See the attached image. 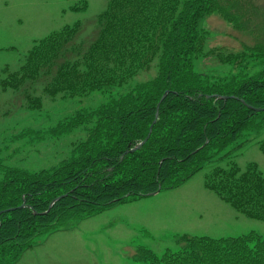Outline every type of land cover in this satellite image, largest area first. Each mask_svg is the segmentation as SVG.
Instances as JSON below:
<instances>
[{
    "label": "trees",
    "instance_id": "1",
    "mask_svg": "<svg viewBox=\"0 0 264 264\" xmlns=\"http://www.w3.org/2000/svg\"><path fill=\"white\" fill-rule=\"evenodd\" d=\"M220 1L109 0L97 16L93 36L84 37L85 25L77 21L35 41L18 70L3 69L2 89L18 91L30 109L42 108L45 94L74 97L125 88L55 126L53 138L86 129V138L57 164L31 170L0 158V264H17L39 236L180 186L216 161L219 151L264 130V109H256L264 108V41L258 39L264 33L256 30L257 43L240 52L224 54V46L209 44L208 50L203 22L210 14L224 15L239 29L247 23L249 29L250 17L237 11L248 14L251 0H222L225 7ZM231 3L236 9L232 18L226 16ZM86 7L83 2L71 9ZM209 55L219 57L210 71L205 62ZM154 61L155 76L131 82ZM159 103L148 140L131 151L149 135ZM259 145L264 152V139ZM205 186L238 212L264 220V174L257 163L244 169L233 161L216 164L206 174ZM176 242V250L167 248L160 255L141 246L138 260L264 264V236L254 231L220 238L183 234Z\"/></svg>",
    "mask_w": 264,
    "mask_h": 264
},
{
    "label": "rangeland",
    "instance_id": "2",
    "mask_svg": "<svg viewBox=\"0 0 264 264\" xmlns=\"http://www.w3.org/2000/svg\"><path fill=\"white\" fill-rule=\"evenodd\" d=\"M108 1L0 0V74L4 68L18 70L35 41L77 21L85 25L84 37L93 36L97 16L105 10ZM254 1L251 0L248 14L237 11L244 19L250 17L249 29L247 23L239 29V25H234L224 15L210 14L203 22V27L209 31L207 47L208 44L224 46L228 52L221 51L228 54L240 52L247 44H256L258 39L263 42L264 35L258 38L259 31L255 32L264 33V0ZM83 2L87 3L86 8L71 9ZM220 4L225 7L222 0ZM227 8L230 15L225 13L226 16L235 14L233 3ZM218 58L209 55L205 60L209 71L218 65ZM156 63L154 61L148 71H142L131 82L155 76ZM198 64L202 67L200 61ZM124 88L113 87L74 97L60 94L52 98L38 93L43 97V106L30 109L18 91H4L0 85V158L6 165L31 170L57 164L68 155L73 143L86 138V129L78 128L53 138L50 134L55 126L79 110L100 106ZM262 139L264 130L246 134L244 142L219 151L216 161L207 163L176 188L119 203L67 230L37 237L35 246L27 250L17 264H145L138 260L139 247L160 255L167 248H178V235L220 238L254 231L264 236V220L238 212L205 186L206 174L211 168L216 164L227 166L229 161L236 162L242 169L255 162L264 174V152L259 145Z\"/></svg>",
    "mask_w": 264,
    "mask_h": 264
},
{
    "label": "water",
    "instance_id": "3",
    "mask_svg": "<svg viewBox=\"0 0 264 264\" xmlns=\"http://www.w3.org/2000/svg\"><path fill=\"white\" fill-rule=\"evenodd\" d=\"M168 94V91H166L165 93H164V95L162 96V99L161 100H163L165 97H166V95ZM228 96H222L221 98H224V99H226ZM159 106H160V103H159V105H158V108H157V111H156V115H155V119H154V121H153V123H152V125H151V127H150V131H149V135L146 137V139H144L142 142H140L138 145H136L135 147H133L132 149H131V151H135V150H137L139 147H141L147 140H148V138H149V136H150V134H151V131H152V127H153V124L157 121V119H158V117H159ZM258 111H261V110H263L264 108H256ZM124 155H122V157H123ZM159 191L160 190H158V191H155V192H153V193H151L150 195H155V194H157V193H159ZM65 195H61V196H58V197H56V198H54L52 201H51V203H50V207H52L53 205H54V203L55 202H57L59 199H61L62 197H64ZM22 206H25V204H23ZM8 210H10V209H8ZM1 212L2 211H0V214H1Z\"/></svg>",
    "mask_w": 264,
    "mask_h": 264
}]
</instances>
